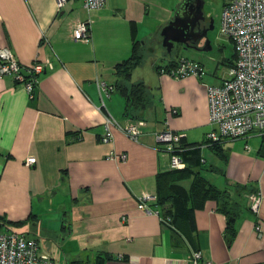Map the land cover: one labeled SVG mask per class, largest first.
Listing matches in <instances>:
<instances>
[{
	"label": "crops",
	"instance_id": "obj_1",
	"mask_svg": "<svg viewBox=\"0 0 264 264\" xmlns=\"http://www.w3.org/2000/svg\"><path fill=\"white\" fill-rule=\"evenodd\" d=\"M183 2L107 0L86 11L83 0H69L63 10L56 0H0V48L9 47L25 66L52 64L33 100L23 84L0 77V212L8 213L1 218L16 222L32 215L25 226L10 229L48 240L55 234L73 264H187L193 249L213 264H264V136L224 139L226 158L209 146L217 164H209V147L203 148L200 175L227 191L229 213L208 199L194 209L191 225L178 223L176 231L138 206L145 194H172L171 185L191 188L192 178L173 182L166 175L170 158L155 135L168 128L185 134L188 143L205 141L214 128L205 86L221 83L217 69L204 79H175L159 73L162 64L154 61L148 84L140 75L143 61L131 79L145 83L153 103L137 114L146 121L139 140L117 127L111 142L102 138L107 115L121 124L130 118L114 85L123 70L118 64L134 53L132 25L145 48L148 36L167 25ZM88 19L91 37L76 41L77 22ZM184 49L185 57L201 64L199 49ZM231 60H223L228 68ZM103 83L113 90H100ZM113 151L127 154V161L109 158ZM30 156L33 165L25 163ZM216 173L219 181L211 178ZM258 191L262 203L255 215L250 195ZM163 205L162 213L173 206L169 200Z\"/></svg>",
	"mask_w": 264,
	"mask_h": 264
},
{
	"label": "built area",
	"instance_id": "obj_2",
	"mask_svg": "<svg viewBox=\"0 0 264 264\" xmlns=\"http://www.w3.org/2000/svg\"><path fill=\"white\" fill-rule=\"evenodd\" d=\"M58 9L63 10L69 0H56ZM107 0H83L86 11L98 10ZM222 14V33L234 45L236 58L230 65L218 85L207 83V98L209 99L210 122L214 128L209 131L203 142V148L212 142L224 139H247L250 136H264V0H228ZM90 20L77 22L73 30L74 39L86 41L91 35ZM175 60L169 70L161 68L162 74L175 79L187 77L206 78V71L202 64L192 61L182 55ZM52 68L51 63L36 61L30 66L20 63L10 48H0V77L12 78L16 84H23L30 99L36 97L40 76ZM100 90L110 92L113 87L105 83ZM175 112V110H174ZM146 125L144 119H132L121 124L112 115H107L105 122L104 142H111L112 128L117 127L133 140L140 138L141 127ZM157 142L163 147L170 158V169H182L186 163L177 154L181 140L185 134L164 129L156 133ZM247 149L250 146L247 144ZM111 159L127 161V154L109 155ZM36 158L30 156L26 164L33 165ZM251 211L259 215L262 203L261 192L250 195ZM158 196L145 194L139 202V208L148 213L156 214L161 223L167 226L169 218H165L157 205ZM260 225L257 230L259 231ZM6 227V226H5ZM4 227V228H5ZM187 264H213L203 257L201 250L191 252ZM0 264H55L53 256L41 249L37 237L7 228L0 227Z\"/></svg>",
	"mask_w": 264,
	"mask_h": 264
},
{
	"label": "trees",
	"instance_id": "obj_3",
	"mask_svg": "<svg viewBox=\"0 0 264 264\" xmlns=\"http://www.w3.org/2000/svg\"><path fill=\"white\" fill-rule=\"evenodd\" d=\"M132 33L134 53L131 58L126 59L124 62L118 64L117 67H120V69L123 68V70L118 72V74H121V78L117 84L114 85V88L119 91L126 99V116L128 115L132 119H144L137 114L139 111H145L147 108H149L153 101L150 90L147 89L145 83L142 81L133 82L131 79L132 70L135 69L139 64H142L145 58V56L137 54V52L142 49V44H140L139 40L137 39L138 32L137 24L135 22L132 25ZM234 57L236 58V53ZM229 63L230 65H233L234 61L231 60ZM174 64L175 60H172L166 66L159 65L160 67H158V72L160 73L161 68L163 67L169 70ZM222 141L223 140L212 142L209 146L215 151L216 154L226 158L224 156L225 154L223 153V146L221 143ZM202 144L203 142L188 143L187 138L183 137L180 148H177L174 154H177L180 158H182V160L186 163V167L182 169H170V171H168L166 174L173 182H176L180 179L186 180L188 177L192 178L193 182L191 188L186 191L177 185H171L170 188L172 190V194L167 196L165 195V197L158 196L157 205L164 206L163 203L165 200L172 202L173 206L171 208H167L162 213V215L165 216V218H169V221H167V226L173 228L176 231L178 229V223H183L190 226L194 220V209L204 206V202L208 199H216L220 201L222 203L221 209H223V211L225 209L226 213H229L227 212V208H230V204L226 199V197H228L227 191H219L215 185L212 183L210 184V182H208L205 177L200 175L201 172L199 167L201 168L203 163L206 161ZM159 178H161V176H159ZM31 216L32 215H30L26 220H17L16 222L7 220L0 223V226L6 225L7 228H10V225L14 227H23L28 224L29 219L31 220ZM1 219L4 220V218ZM232 227L233 226L231 223H228V230L232 229ZM97 264H103V262L99 261Z\"/></svg>",
	"mask_w": 264,
	"mask_h": 264
},
{
	"label": "rangeland",
	"instance_id": "obj_4",
	"mask_svg": "<svg viewBox=\"0 0 264 264\" xmlns=\"http://www.w3.org/2000/svg\"><path fill=\"white\" fill-rule=\"evenodd\" d=\"M204 1H205L204 4L205 15L207 16V18L210 19V25L213 24L214 28L208 34V37L211 41L212 49L207 52L206 51L203 52L200 49L201 64L203 65L206 71L205 77L214 76L212 74L216 69H217V75H224L228 70V66L225 65L224 61L229 58L233 59L234 61V53H235L233 42L222 33V29H221V23L223 18L222 14L225 7L224 5L226 4L227 0H204ZM161 30L160 31L158 30L156 33L154 34L152 33L150 36H148L145 48H143L144 45H142V49L137 52V54H141L145 56L144 65L140 67L141 68L140 75H142L146 79L149 78V82H147L148 84H152L150 78L151 75L150 66L154 61L157 64L164 65L165 63H169L172 59L174 60L178 57H182V55H184L185 52L183 45H177L175 50L171 54H168L166 52V49L163 47ZM205 42L206 41L203 40L200 43V48L205 46ZM226 140L228 141L229 139L226 138ZM257 140H262V139L257 138ZM262 143L264 144V142ZM206 157L209 164L210 163L217 164L219 162V158L214 155V152L211 150L210 147H209L208 155ZM217 173L211 175V178L219 181L218 179L219 173L218 174ZM4 214L8 215V213L6 214L5 210L3 212H0V223L4 222L1 219L2 215L4 216ZM5 229L6 227L2 228L3 231ZM51 235L55 236V234L53 233ZM40 236H35V237L39 238L38 240L40 242L41 249L48 251L50 255L54 257L55 264H73L74 259L71 255L72 253H70V251L65 246V244H63L62 247H60L61 244H58V242L61 243L63 241L62 238L58 240V237H56L55 239L54 237L51 236V238H49L48 240L43 235L41 237Z\"/></svg>",
	"mask_w": 264,
	"mask_h": 264
},
{
	"label": "water",
	"instance_id": "obj_5",
	"mask_svg": "<svg viewBox=\"0 0 264 264\" xmlns=\"http://www.w3.org/2000/svg\"><path fill=\"white\" fill-rule=\"evenodd\" d=\"M204 4V0H184L175 17L162 28V43L168 54H171L177 45L199 49V51L201 49L203 52L212 49L208 33L213 30V24L201 30V21L205 19ZM203 40L206 41L205 46L199 48Z\"/></svg>",
	"mask_w": 264,
	"mask_h": 264
},
{
	"label": "flooded vegetation",
	"instance_id": "obj_6",
	"mask_svg": "<svg viewBox=\"0 0 264 264\" xmlns=\"http://www.w3.org/2000/svg\"><path fill=\"white\" fill-rule=\"evenodd\" d=\"M204 11V10H203ZM204 15H205V12H204ZM204 20L201 21V30H204L206 28H209L210 27V19L207 18V16L205 15L204 16ZM210 32V31H209ZM209 34V33H208Z\"/></svg>",
	"mask_w": 264,
	"mask_h": 264
}]
</instances>
